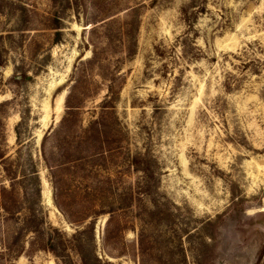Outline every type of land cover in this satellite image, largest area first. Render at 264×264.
Listing matches in <instances>:
<instances>
[{"label": "rangeland", "instance_id": "1", "mask_svg": "<svg viewBox=\"0 0 264 264\" xmlns=\"http://www.w3.org/2000/svg\"><path fill=\"white\" fill-rule=\"evenodd\" d=\"M263 206L264 0H0V264H264Z\"/></svg>", "mask_w": 264, "mask_h": 264}, {"label": "trees", "instance_id": "2", "mask_svg": "<svg viewBox=\"0 0 264 264\" xmlns=\"http://www.w3.org/2000/svg\"><path fill=\"white\" fill-rule=\"evenodd\" d=\"M31 181L34 183L33 193L35 196V201H38L40 198V189L38 177L35 172L32 175ZM35 218V217H33ZM35 223L29 221L26 225V230L38 235L42 233L38 225H34ZM88 229V230H87ZM86 230L89 231V235L87 239H84V243H81L80 240L77 239V236L80 235V232H76L75 235L71 237L70 245L72 251H74L79 259L80 264H111L109 262L102 261L101 258L98 257L96 253V244L94 241V222L91 221L90 224L86 227ZM63 237V235H61ZM64 238L53 239V237L49 234L47 238V247L42 250L49 251L56 257L58 260L63 257L59 256V252L65 250L66 244L64 242ZM65 262V261H64Z\"/></svg>", "mask_w": 264, "mask_h": 264}, {"label": "water", "instance_id": "3", "mask_svg": "<svg viewBox=\"0 0 264 264\" xmlns=\"http://www.w3.org/2000/svg\"><path fill=\"white\" fill-rule=\"evenodd\" d=\"M260 212H263V214H264V206L262 209H260ZM263 227H264V220H263Z\"/></svg>", "mask_w": 264, "mask_h": 264}, {"label": "bare ground", "instance_id": "4", "mask_svg": "<svg viewBox=\"0 0 264 264\" xmlns=\"http://www.w3.org/2000/svg\"><path fill=\"white\" fill-rule=\"evenodd\" d=\"M58 109V108H57Z\"/></svg>", "mask_w": 264, "mask_h": 264}]
</instances>
